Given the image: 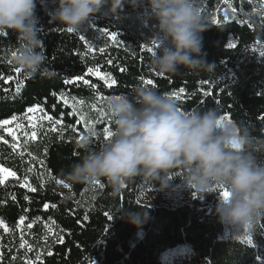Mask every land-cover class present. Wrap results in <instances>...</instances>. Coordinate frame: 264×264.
I'll return each instance as SVG.
<instances>
[{
  "label": "trees",
  "instance_id": "obj_1",
  "mask_svg": "<svg viewBox=\"0 0 264 264\" xmlns=\"http://www.w3.org/2000/svg\"><path fill=\"white\" fill-rule=\"evenodd\" d=\"M197 4L208 28L202 33V52L207 62L215 64L213 74L181 69L168 76L150 68L153 55L146 49L158 41V29L146 5L134 9L126 4L115 16L97 14L81 30L68 32L59 22H50L57 0H38V27L51 71L32 79L15 71V33L0 34V120L21 119L29 108L42 116L34 128L16 126V139L0 128V166L16 173L0 184V264H264V221L249 235L221 224L216 212L189 204H145L142 195L152 189L139 178L118 198L109 195L111 190L102 181L100 185H69L70 196L56 183L64 181L70 165L82 158L81 136L93 150L106 142L104 128L112 131L114 125L107 115L101 119L99 110L105 112L107 97L128 94L138 84L169 93L182 111L215 107L220 118L227 116L253 137L264 139V56L260 55L264 51V0H197ZM105 29L116 32L118 42L108 40ZM81 36L96 50L89 51ZM229 43L237 47L229 49ZM89 68L109 83L115 79L116 85L107 87L100 77L88 73ZM78 76L90 84L83 80L64 83ZM147 79L155 86L145 84ZM57 119L61 123L53 130ZM32 132H36L35 139ZM29 185L36 191H30ZM214 190L221 191L219 186ZM138 207H146L149 213L142 230L124 218V213L138 211ZM48 235L50 245L42 249ZM246 236L252 237L251 245ZM24 240L40 255L26 248ZM172 249L177 254L164 262L163 254Z\"/></svg>",
  "mask_w": 264,
  "mask_h": 264
},
{
  "label": "clouds",
  "instance_id": "obj_2",
  "mask_svg": "<svg viewBox=\"0 0 264 264\" xmlns=\"http://www.w3.org/2000/svg\"><path fill=\"white\" fill-rule=\"evenodd\" d=\"M38 0H0V33L16 35L12 62L32 79L51 71L46 66L42 32L36 16ZM128 4L146 5L156 21L159 46L150 68L175 76L181 69L213 74L215 64L202 52V33L208 28L197 0H57L50 22L81 30L97 14L115 16ZM114 128L99 150L85 138L79 162L64 173L68 185L105 182L109 195L118 198L139 178L159 192L187 188L203 196L223 186L230 196L215 212L221 224L254 235L264 221V139L232 122L218 123L215 107L182 111L169 93L143 85L128 94H113L104 101ZM238 147L234 148L233 145ZM179 180L178 184L172 181ZM154 199V195H153ZM124 213L137 229L149 220L146 207Z\"/></svg>",
  "mask_w": 264,
  "mask_h": 264
},
{
  "label": "rangeland",
  "instance_id": "obj_3",
  "mask_svg": "<svg viewBox=\"0 0 264 264\" xmlns=\"http://www.w3.org/2000/svg\"><path fill=\"white\" fill-rule=\"evenodd\" d=\"M224 117H226L227 119H225L223 123L229 122L230 120L229 117L227 116H224ZM41 118H42L41 114L37 112L36 110L34 112L27 111L21 119L12 121L10 125L4 126V129L11 128L12 129L11 135L16 139L17 137L16 126L17 125H19V127L24 130H26L28 127L34 128L36 124L41 120ZM11 178H14V177H8L5 180V182ZM62 193L67 196L71 195L68 188L63 187V185H62ZM219 193L220 191L213 190L212 192L205 193L202 196L199 193L192 192V190L187 189V188L178 190L175 193L159 192L156 189H153V191L152 190L146 191L142 195V202L145 204L152 205V206H158V205L177 206L181 204H189L199 209L205 210L208 213H211V212H215L217 204L221 202L222 198L220 197ZM153 195H154V199H153ZM31 237H34V235L31 234ZM51 239H52L51 235H48L46 238H44L43 243H42V246H43L42 249L49 247ZM24 245L26 248H29L30 251L35 253L36 256L40 255L41 251H35L34 247L30 245L27 240H24ZM177 252H178L177 249L166 251L162 257L163 261L167 262L169 258H171L174 255V253L177 254Z\"/></svg>",
  "mask_w": 264,
  "mask_h": 264
},
{
  "label": "snow or ice",
  "instance_id": "obj_4",
  "mask_svg": "<svg viewBox=\"0 0 264 264\" xmlns=\"http://www.w3.org/2000/svg\"><path fill=\"white\" fill-rule=\"evenodd\" d=\"M214 22H215V23H219V21H216V20H214ZM67 31H68V32H73V30L70 29V28H68ZM104 33H105V36L107 37L108 40H111L112 42H118V36H117V33H116V32H109L107 29H105V30H104ZM0 34H3V33H0ZM80 39H81L82 41H84L85 44L88 45V50H89V51H95V50H96V49L93 48V46H92L91 44L88 43V41L86 40V38H85L84 36H81ZM152 44L154 45L155 48H157V47L159 46L158 41H156V40H153V41H152ZM227 46H228L229 49H235V48L237 47V45H236L235 43H229ZM154 47H147V49H146L147 53H149V54H151V55H154V54H155ZM99 51L103 53L105 50H104V48H99ZM14 54H15V53L13 52L12 55H14ZM260 55H261V56H264V51H262V52L260 53ZM108 63H112V61L109 60ZM121 70L123 71L124 69H121ZM15 71H16L17 73H20V72H21V69L16 68ZM88 73H89V74H94V75L100 77V79L104 80L105 85H107V87H109V88H112V86H113V85H116V83H117V81H116L115 79H112V80H111V83H109V80H108L106 77L101 76V74H100L99 71H95V72H94L92 68H89V69H88ZM9 79H11V78H9ZM80 80H83L84 84H86V85H89V84H90V81H88V80H84V78H83L82 76L75 77L74 79H65L64 83H65L66 85H73V84H75L77 81H80ZM6 82H7V81H6ZM144 83L147 84V85H149V86H155V85H154V81H153L152 79L144 80ZM92 87H95V86L92 85ZM17 90L19 91V85H17ZM179 91H180L181 93H183V92H184V89L181 88ZM204 94H205V95H211V93H207V92L204 93ZM100 98H101V99H104L105 97H100ZM60 99H63L65 104L68 103V101H67V99H66L65 97L61 96ZM81 103H83V101H81ZM37 107H39V106H37ZM93 107L95 108V105H93ZM35 110H36L35 108H29V109H28V112H34ZM99 115H100V118L103 119V117L106 116V113H105L103 110H99ZM15 119H16V117H13L12 120H7V119H5V120H0V128H3V127L6 126V125H10V124L12 123V121H14ZM47 119H48L49 121H52V120H53V117H52V116H47ZM225 119H227V118H226V117H221V120H220L218 123H223ZM229 122H231V121L229 120ZM60 123H61V120H59V119L55 120V121H54V127H53V130H55V125H58V124H60ZM17 127H19V125H17ZM5 131H7L10 135L12 134V129H11V128H5ZM104 133H105V135H104V140H105V141H108V140L110 139L111 135H112V132L109 130V127H105V128H104ZM31 135H32V138H33V139L36 138V132H32ZM93 135H95L94 132H93ZM0 139H2V137H0ZM80 139H81V140H84L85 137L81 136ZM233 147L236 148V147H238V146L234 144ZM15 176H16V173H15V172H12V171H10L9 169H7V168H5V167H3V166H0V184H3V183L5 182V180H6L8 177H15ZM25 183H27V178H25ZM56 183H58V184H62L63 187H65V188H68V187H69V185L66 184L63 180H57ZM94 183H95L96 185H100V181H94ZM219 188L221 189V191H220V193H219V194H220V197H221L223 200H227V199L229 198V196H230V193H229L228 190H227L226 188H224L223 186H219ZM29 190L32 191V192H35V191H36V189L33 188V187H31L30 185H29ZM26 198H27V197H26ZM52 207H55V205H52ZM44 208H45V209H48V208H49V205H48L47 203L44 204ZM105 215H106V217H107L109 220L112 219V217H111V215H110L109 213L106 212ZM87 219H88V216L85 215V216H84V220H87ZM20 223H21V224L24 223V218H23V217L21 218ZM0 224H3V221H2V220H0ZM28 226L31 227L30 224H29ZM5 230H7V229H5ZM245 240H246L250 245L252 244V237H251V236H246V237H245ZM59 242H60V243H63V237H62V236L59 238ZM22 246H23V245H22ZM51 254H52V253H50V252L48 253V255H51Z\"/></svg>",
  "mask_w": 264,
  "mask_h": 264
}]
</instances>
